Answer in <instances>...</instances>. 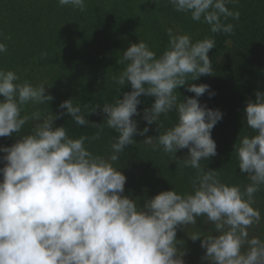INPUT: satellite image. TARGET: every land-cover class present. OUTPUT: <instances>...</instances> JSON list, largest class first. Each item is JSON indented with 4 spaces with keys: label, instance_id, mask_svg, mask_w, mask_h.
<instances>
[{
    "label": "clouds",
    "instance_id": "obj_1",
    "mask_svg": "<svg viewBox=\"0 0 264 264\" xmlns=\"http://www.w3.org/2000/svg\"><path fill=\"white\" fill-rule=\"evenodd\" d=\"M176 12L203 22L210 32L231 34L234 25L223 23L239 19L240 12L230 11L228 4L238 0H168ZM83 12L86 0H58ZM168 46L157 56L144 41L131 44L117 63L123 65L112 76L119 92L130 83L132 91L122 99L105 102L103 123L90 124L86 116L100 109L99 104H74L65 100L66 109L78 126L96 129L92 136H69L65 127H55L59 115L39 109L23 114L28 104L51 101L45 86H34L12 70L0 68V137L13 133L20 139L11 147H2L0 158V264H185V251L177 245V227L195 226L198 218L211 224L208 232L188 233L192 241L201 239L207 264H264V240L249 237V229L261 223V213L254 208L255 195L264 191V93L257 91L255 101L245 108L247 127L255 135H240L234 145L239 169L247 173L248 183L228 184L219 170L205 171L201 161L217 155L211 131L222 119L218 109H209L198 98L209 91L207 84H190L203 75H213L208 55L216 44L205 37L193 42L187 34L167 29ZM4 39L9 40L11 36ZM7 45L0 42V53ZM47 53H42L45 58ZM187 85L195 97L180 99L177 89ZM155 97L143 119L157 123L175 111L176 122L158 137H147L143 143L152 151H163L177 168H191V192L162 191L146 199L141 207L137 200L123 195L126 176L117 169V161L127 145L135 144L138 133V99ZM29 121H36L31 131L21 135ZM119 135L112 137L107 156L90 150L92 141L101 138L104 129ZM145 127L139 131L144 135ZM188 149L185 158L178 150ZM215 232L217 235H213Z\"/></svg>",
    "mask_w": 264,
    "mask_h": 264
},
{
    "label": "trees",
    "instance_id": "obj_2",
    "mask_svg": "<svg viewBox=\"0 0 264 264\" xmlns=\"http://www.w3.org/2000/svg\"><path fill=\"white\" fill-rule=\"evenodd\" d=\"M230 11H239L238 20L228 18L223 23L234 25L231 34L211 33L209 25L193 21L189 14L176 12L168 0H86V9L81 12L70 6H60L58 0H0V42L7 45V52L0 53V68L15 71L20 82L27 81L34 86L43 84L45 95L53 99L46 104H28L23 114L42 112L59 115L55 127L63 126L69 136H92L96 131L91 126H78L66 109L59 105L65 100L74 104L101 106L86 118L90 124L104 122L102 106L105 102L122 99L124 93L132 91L130 83L121 86L112 81L123 65L117 63L123 51L131 44L144 41L160 56L168 46L167 29L174 34H187L193 42L210 37L216 46L208 53L213 75H203L190 84H207L209 91L198 98L201 105L222 112V119L211 131L216 142L217 155L202 160L205 171L219 170L221 179L228 184L248 183L247 173H242L235 156L234 145L240 135H255L247 127L245 108L249 100L255 101L257 91L264 93V0H238L228 4ZM11 36L6 40L4 37ZM42 53H47L41 58ZM187 85L179 87L181 101L195 97L187 91ZM4 98L0 96V100ZM137 106L138 115L132 117L137 122L138 133L145 127L144 135L134 134L135 144L127 145L117 161V169L126 176L123 195L138 201L142 207L146 199H151L162 191L176 190L191 192V177L195 170L177 168V162L163 153L152 151L143 143L147 137H158L176 122L175 111L165 118L160 117L163 126L148 124L143 119L145 109H150L155 97L141 95ZM36 121H29L21 135L31 131ZM119 134L112 129H104L101 138L89 145L95 154L107 156L112 137ZM20 139L13 133L0 137V148L11 147ZM188 149L178 150L176 157L183 159ZM5 153L0 152V158ZM5 162L0 159V168ZM2 179V176H0ZM254 208L261 213V223L249 229V237L258 236L264 240V191L255 195ZM211 224L198 218L195 226L177 227L176 239L183 241L177 245L185 251V264H207L202 262L205 249L201 239L192 241L188 233L208 232ZM213 235L217 233L213 232Z\"/></svg>",
    "mask_w": 264,
    "mask_h": 264
}]
</instances>
